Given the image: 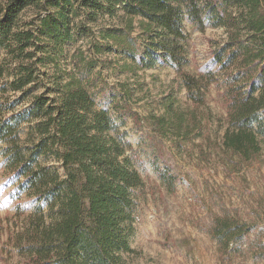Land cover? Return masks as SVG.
Segmentation results:
<instances>
[{"label": "trees", "instance_id": "trees-1", "mask_svg": "<svg viewBox=\"0 0 264 264\" xmlns=\"http://www.w3.org/2000/svg\"><path fill=\"white\" fill-rule=\"evenodd\" d=\"M30 7L40 13L36 24L22 20ZM116 11L123 12V25L100 29L88 53L75 48L71 67L62 68L64 45L88 30L83 23ZM187 25L199 32L221 28L225 35L192 71ZM109 50L121 73L169 66L185 90L183 109L167 99L159 114L145 119L123 101L113 105L137 127L148 122L152 169L167 191H174L178 177L161 159L163 140L181 148L213 140L233 170L261 156L264 0H6L0 5V191L12 213L0 218L1 262L16 252L23 264H124L122 255L132 252L136 191L146 170L109 112L95 108L108 88L96 64H112L95 57ZM119 90L131 93L126 84ZM210 101L223 110L219 141L209 132ZM24 122L33 126L22 143ZM207 230L221 264L247 254L264 259V240L250 238L254 225L229 211L222 209Z\"/></svg>", "mask_w": 264, "mask_h": 264}, {"label": "rangeland", "instance_id": "rangeland-1", "mask_svg": "<svg viewBox=\"0 0 264 264\" xmlns=\"http://www.w3.org/2000/svg\"><path fill=\"white\" fill-rule=\"evenodd\" d=\"M5 1L0 0V5ZM39 14L37 9L30 7L22 20L36 24L41 17ZM123 22L122 11H116L113 17H98L95 24L84 22L88 30L80 29L74 34V39L64 45L59 60L61 67H71L70 55L75 48L79 47L87 54L91 43L99 40L100 29L123 25ZM186 30L192 42V61L188 67L192 71L207 61L210 45L222 41L225 35L223 29L209 25L203 32L193 30L188 25ZM137 32L138 29L135 34ZM95 58L112 62L109 65L96 64L94 72L108 84L110 90L106 89V96L96 97L95 108L109 112L119 131L124 133L123 139L143 160L146 170H141L144 185L136 191L140 202L133 222L134 234L130 238L132 252L122 255L124 264H221L215 241L207 229L222 209L254 225L255 233L250 238L257 236L264 240V142L257 160L233 170L223 163L213 140L209 143L196 139L182 148L163 140L160 145L161 159L178 177L174 191L169 192L152 169L154 148L145 137L150 129L148 122L142 120V127H137L128 115L115 110L113 105L123 101L142 119L151 113L159 114L167 99L174 100L173 107L183 109L187 101L177 74L171 67L161 65L138 71L135 75L121 73L113 62L115 52L112 50ZM46 72L50 76L52 69ZM121 84L129 86V96H123L119 90ZM209 105L214 114L209 132L212 139L215 137L219 141L224 132L223 110L215 101H210ZM31 126L32 122L21 125L22 143L30 137ZM40 162L58 167L52 158H41ZM0 202V218H4L12 213V206L1 191ZM0 264L23 263L15 252L10 260L6 263L0 261ZM235 264H264V259L247 254L245 258L236 260Z\"/></svg>", "mask_w": 264, "mask_h": 264}]
</instances>
